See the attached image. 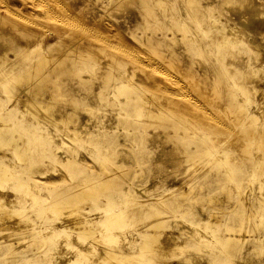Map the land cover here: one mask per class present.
<instances>
[{"label": "rangeland", "instance_id": "rangeland-1", "mask_svg": "<svg viewBox=\"0 0 264 264\" xmlns=\"http://www.w3.org/2000/svg\"><path fill=\"white\" fill-rule=\"evenodd\" d=\"M6 1L0 0V4L8 5L17 15L24 14L27 22L38 18L26 0ZM55 1L46 2L52 7L59 3L61 8H56L64 7L72 14L69 18L61 10L64 14L61 16L54 7L57 17L72 24L79 38L66 37L64 31L68 27L65 25H52L48 29L35 26L40 31L44 29L43 44L57 43V46L43 49L40 56L37 53L16 55L10 51V56L21 65L13 73L15 77L10 75L0 81V125L7 120L11 124L9 133H2L0 138L1 163L5 168L20 170V178L25 179L30 189L44 186L40 191L43 204L38 202L39 199L22 194L21 201L15 202L20 210L22 208L21 212L1 213L2 227V222L22 217L21 214L29 213L35 220L25 232L18 230L13 233V238H6L3 245L0 243V264H80L83 258L86 264H145L140 258L123 262L117 259L102 261L96 255L108 246L122 254H137L140 247L136 243L141 240V232L151 221L161 219L165 220L163 225L148 230L158 235L157 251L148 253L158 264H264V194L260 190L264 183V0H248L239 5H229L223 3L224 0H197L198 3H193L197 5L202 21L188 16L192 7L187 0H166L165 5L150 2L149 6L144 0ZM101 2L106 6H101ZM0 10L3 14L7 12L3 7ZM210 14L232 26L237 25L235 38L244 40L238 41L237 48H224L228 54L223 60L221 51H210L212 39L197 31L207 27L214 33V27L207 20ZM173 23L181 26V30L174 27L173 32L168 31ZM28 28L27 25L22 27L23 30ZM61 33L62 38L59 37ZM184 34L192 39H183ZM217 34L215 31L214 35ZM88 43L105 49L100 52L93 49L91 53L77 56L75 52L79 45ZM197 43L204 44L206 53H198ZM37 57L41 65L47 61L43 71L48 77L43 82L40 77L43 72L20 70ZM151 60L159 62L160 70L147 64ZM169 72L172 74L168 76ZM170 77L176 78L181 85L176 88L188 93L193 101L186 97L177 100L174 93L177 89H172L175 85ZM116 82L129 86L126 91H132L134 96L143 95L139 105L152 113L139 116L132 104L125 106L124 92L112 89ZM235 83L239 87H235ZM38 87L44 88V95L37 94L34 99L32 94H36ZM31 95L32 105L36 100L48 99L54 103L46 110H39L43 116L48 117V110H53L54 120L61 119V112L70 113L69 117L67 115L56 125L31 113L24 106L25 98ZM126 111L130 115L124 117ZM39 120L42 122L39 128L41 131L46 128L47 133L44 130L37 132L38 127L34 129ZM17 127L21 129L24 141L32 144L33 152L40 153L39 157L28 161L31 173L37 169L44 172L40 183L28 180L30 175L25 176V172H29L23 169L24 163L15 151L23 139H7L18 134ZM65 127L78 129V133L72 135L65 131V134ZM97 141L111 145V150L105 154L110 152L111 162L101 160L104 157L98 154ZM72 153H77L74 160L80 164L65 161ZM103 180H109L110 184L99 191L98 201L85 198L76 206L92 221L91 228L97 237L95 249L93 246L90 249L95 251L94 256L89 250L92 245L90 234H82L79 242V233L76 235L79 230L66 226L65 221L70 216L44 207L55 201L59 194ZM0 181L5 185L0 192L7 198L25 190L13 187L16 179ZM111 191L118 193L114 196L115 204L107 209L129 206L123 212L126 225H113L118 242L110 241L104 234L106 226L101 220L105 209H96V204L107 206L104 197ZM11 214L13 217L8 216ZM33 228H37V232L31 230ZM64 228L66 232L70 231L71 238L67 237ZM173 234L178 236L176 241ZM229 235L237 240L227 242L225 237ZM39 237L45 243L39 241ZM10 241L14 244H7ZM73 256H77L75 259L83 257L75 261Z\"/></svg>", "mask_w": 264, "mask_h": 264}, {"label": "bare ground", "instance_id": "bare-ground-1", "mask_svg": "<svg viewBox=\"0 0 264 264\" xmlns=\"http://www.w3.org/2000/svg\"><path fill=\"white\" fill-rule=\"evenodd\" d=\"M4 1V0H3ZM6 1V0H5ZM48 2V0H26V2H28L29 3V7L34 11V13H33V15H35V17H38L37 19H32V20H30L29 22H27L26 20H25V18L23 17L24 16V14H23V16H21V14H19V15H17L16 14V12L14 13V10H12V9H10V7L8 6V5H2V4H0V8L1 7H3L4 9H6L7 10V12H6V14H3L2 13V11H3V9H2V11L0 10V81H2V80H4L7 76H9L10 77V75L11 76H13V73H15L17 70H18V68H19V65H21L20 64V61H15L11 56H10V51H13V53L14 54H16V55H20V54H26V53H37L38 54V56H40V55H42L43 54V49H46L47 47H48V49H52V48H54V47H56L57 46V43H53V44H50V45H45V44H43L44 42L42 41V37L45 35V33H44V29H41L42 31H40V30H38V26H40V25H42L43 27H46V29H48L49 27H51L52 25L53 26H56V25H65V26H67L68 27V29L66 30V31H64L65 33H64V35L66 36V37H68V38H70L71 40H73V39H75V38H79L78 37V35L77 34H75V32H74V28H73V25L72 24H70V23H66L65 21H63L62 19H60V18H58L57 17V15L55 14L56 12V10L54 9V7L56 8L57 6H58V8H61V5L58 3V5L56 6H54V7H52V5H51V3H47ZM57 1V0H56ZM55 1V2H56ZM112 0H110V2H111ZM245 1H248V0H224L223 1V3H226V4H229V5H239V4H243ZM250 1V0H249ZM7 2V1H6ZM59 2H61V1H59ZM150 2H153V3H156V4H159V5H165L164 3H166V0H144V4L145 5H147V6H149V3ZM196 3L197 2V0H187L186 1V3L189 5V6H191L192 8H190L191 10H192V12L191 11H189V13H188V16H190L191 18H193V19H195V20H197V21H202V17L200 16V14H199V12H198V8L196 9V4L194 5V3ZM3 3V2H2ZM116 3V2H115ZM198 3V2H197ZM215 3H219V4H221L222 2H215ZM4 4V3H3ZM6 4V3H5ZM101 4V6H106V4H104L103 2H101L100 3ZM253 4V1H251V5ZM2 5V6H1ZM250 5V4H249ZM255 5H256V3H255ZM254 5V6H255ZM145 7L146 9L148 8V7ZM227 6V5H226ZM28 7V8H29ZM38 7H39V9H38ZM188 7V6H187ZM252 7H253V5H252ZM58 8H56V9H58ZM150 8V7H149ZM254 8H256V6L254 7ZM257 8H258V6H257ZM26 10V9H25ZM27 10H29V9H27ZM61 10H63L64 11V14H65V16H68L69 18H70V16H72V14L71 13H69V11L66 9V8H62ZM61 10H59L58 9V11L60 12ZM57 11V12H58ZM68 11V12H67ZM255 11H256V9H255ZM258 11V10H257ZM58 12V13H59ZM28 13H30V12H28ZM61 13V12H60ZM62 14H63V12L60 14L61 16H62ZM63 14V15H64ZM29 15V14H28ZM28 15H26V16H28ZM28 17H30V16H28ZM34 17V18H35ZM64 17V16H63ZM168 17H170L171 18V16H168ZM71 18H73V17H71ZM78 19V18H77ZM73 20H74V18H73ZM207 20L209 21V23L214 27V33H215V31H217V35H214V33L213 32H211V28H201V29H197V31L199 32H202L204 35H206V36H208V37H210L212 40H211V46H210V51H215V50H217V52L216 53H218V51H221V59L223 60V59H225L226 58V56H227V54H228V52H226V51H224V48H226V47H235V48H237L238 46H237V43H239L240 41L241 42H243L244 40H241V39H236L235 38V31H237V29H238V26L237 25H235V26H232V25H230V24H228L226 21H224V20H222L219 16H216V15H212V14H210L208 17H207ZM79 21V20H78ZM79 24V23H78ZM25 25H27L28 27H30V28H28V30H23L22 29V27L23 26H25ZM83 25V24H82ZM178 25V24H177ZM176 24H174L173 23V25H171V27H169L168 28V31H169V29H171L172 30V32L174 31L173 29H174V27L176 28V30H181V26H177ZM35 26L36 27H38V28H35ZM79 26V25H78ZM148 26V25H147ZM188 26H191L190 24H188ZM193 26V25H192ZM75 27H77L76 25H75ZM88 28V27H87ZM40 29V28H39ZM81 29H83V28H81ZM85 29V28H84ZM83 29V30H84ZM86 30V29H85ZM186 31V30H185ZM197 31H195V32H197ZM97 32V31H96ZM87 33V32H86ZM90 33L91 32H89V35H90ZM94 33V32H93ZM99 33H100V31H99ZM116 33V35L118 34L117 32H115ZM81 35H83L82 33H80ZM102 34V33H101ZM109 34H111V32L109 33ZM109 34H108V37H109ZM187 34V33H186ZM186 34H184L183 35V39H192V37H190L189 35H186ZM62 33L60 34V36L59 37H61L62 38ZM121 35V34H120ZM170 35H172V34H170ZM85 36V35H84ZM94 36V35H93ZM103 36H104V33H103ZM81 37V36H80ZM110 37H112L111 35H110ZM109 37V38H110ZM115 37V36H114ZM103 40V39H102ZM113 40V39H112ZM115 40V39H114ZM110 41V40H109ZM115 41H117V40H115ZM200 40L198 39V41L197 42H199ZM239 41V42H238ZM80 42H81V40H80ZM102 42H104V41H102ZM120 42V41H119ZM119 42H118V44H119ZM116 43V42H115ZM122 43V42H121ZM126 43V42H125ZM246 43V42H245ZM66 44H68V43H66ZM104 44V43H103ZM127 44V43H126ZM125 44V45H126ZM105 45V44H104ZM109 45V44H108ZM112 45V44H111ZM124 45V44H123ZM64 46V45H63ZM71 46V45H70ZM113 46H115V45H113ZM112 46V48H115V47H113ZM131 46V45H130ZM129 46V47H130ZM111 47V46H110ZM118 47V49H119V46H117ZM123 48H124V46H122ZM126 47V46H125ZM250 47V46H249ZM70 48V47H69ZM68 48V49H69ZM195 48L197 49V51H198V53L200 54V53H206V49H205V46H204V44H202V43H197V45L195 46ZM47 49V50H48ZM68 49H67V51H68ZM93 49H99V52H100V50H102V49H105V48H103V47H100V46H97V45H93V44H91V43H88V44H81V45H79V48H77V50H76V52H75V54L77 55V56H80V55H83L84 53H91V51L93 50ZM116 50H117V48H115ZM223 49V50H222ZM120 50V49H119ZM130 50V49H129ZM239 50V49H238ZM58 51V50H57ZM106 51V50H105ZM123 51H125V50H123ZM128 51V50H127ZM196 51V52H197ZM231 51H233L232 49H231ZM130 52V51H129ZM117 53H118V51H117ZM133 53V52H132ZM229 53H230V55H232V53L229 51ZM49 54V53H48ZM64 54V53H63ZM127 54V53H126ZM140 54H142V53H140ZM66 55H68L67 53L65 54V57H66ZM218 55V54H217ZM220 55V54H219ZM234 55V54H233ZM131 56V55H130ZM138 56H140V55H138ZM137 56V57H138ZM44 57H45V55H44ZM99 57V56H98ZM143 57H144V54H143ZM143 57L141 58V60L143 61ZM152 58V57H151ZM31 59V58H30ZM29 59V60H30ZM40 58H38L37 57V59H34L33 61H32V63H27V65L25 64V65H23V66H21L20 67V70H22V69H28V70H32V72L31 73H36V72H39V73H41V72H43V74L42 75H40V77H41V80H42V82L44 81V80H46L47 79V75H46V72L45 71H43V68H47V61H46V63L44 64V65H41V63L42 62H40V60H39ZM98 59V58H97ZM102 59V58H101ZM135 59H136V57H135ZM146 59V58H145ZM140 60V59H139ZM138 60V61H139ZM147 60V59H146ZM145 60V61H146ZM31 61V60H30ZM144 61V62H145ZM225 61V60H224ZM51 62V61H50ZM55 62V61H54ZM117 62V61H116ZM148 62V61H147ZM222 63H223V61H221ZM113 63V62H112ZM111 63V64H112ZM140 63V62H139ZM143 63V62H142ZM39 64V65H38ZM147 64H149V65H151V68H157V70H160L159 68H160V65H159V62L157 61V60H154V62H152V60L151 61H149V63H147ZM38 65V66H37ZM148 65V66H149ZM53 66H55V63H54V65ZM226 67V66H225ZM226 69V68H225ZM30 70V71H31ZM149 70V69H148ZM154 70V69H153ZM162 70V69H161ZM165 70V69H164ZM227 71H228V73H229V70H228V67H227V69H226ZM155 71V70H154ZM29 72V71H28ZM155 72H157V71H155ZM23 73V72H22ZM170 73V72H169ZM168 73V76L169 75H171L172 73H170L169 74ZM227 73V74H228ZM231 73V72H230ZM30 74V73H29ZM163 74H165L166 76H167V73L166 72H163ZM31 75V74H30ZM34 75V74H33ZM39 75V74H38ZM229 75V74H228ZM19 76V75H18ZM18 76H16V77H18ZM229 76H232L231 74L229 75ZM244 76V75H243ZM13 77H15V76H13ZM176 77V76H175ZM30 78V77H29ZM28 78V81L30 80V83H32L31 82V79H29ZM82 78V77H81ZM232 78H233V76H232ZM235 78H237V77H235ZM234 78V79H235ZM23 78L21 77V80H22ZM27 79V78H26ZM34 79V78H33ZM36 79H38V78H36ZM36 79H35V81H36ZM110 79H111V77H110ZM169 79V78H168ZM170 79H173L172 80V82H173V84L175 85V87L174 88H172V89H175L178 85H179V83L177 82V80H176V78H174V77H170ZM177 79H178V77H177ZM20 80V81H21ZM40 80V79H39ZM107 80V79H106ZM132 81V80H131ZM154 81V80H153ZM12 82V81H11ZM41 82V83H42ZM112 81L110 80V83H111ZM155 82V81H154ZM234 82H235V80H234ZM40 83V82H39ZM143 83V82H142ZM157 83V82H156ZM184 83V82H183ZM145 84V83H144ZM158 84V83H157ZM156 84V85H157ZM182 84V83H181ZM5 85H7V83L5 84ZM31 85H33V83L31 84ZM36 85V84H35ZM110 85V84H109ZM159 85V84H158ZM184 84H182V86H183ZM8 86V85H7ZM53 86H54V84H53ZM112 86H113V88L112 89H114V90H120V91H122V93L124 92V94H125V98H124V105L126 106V105H129V104H132L133 106H134V108H135V113H136V115H144V114H146V115H150L151 113H152V110H149V109H145V108H143L141 105H139V101H141V100H143L144 99V96L143 95H139V96H134L133 94H132V91H126V89L128 88V89H130L129 88V86H127V85H123L121 82H116V83H114V84H112ZM163 86V85H162ZM179 86H181V85H179ZM241 86V85H240ZM138 87V86H137ZM160 87V86H159ZM235 87H239V85H238V83L236 84L235 83ZM242 87V86H241ZM4 88H5V86H4ZM28 88H30L29 86H28ZM48 88V87H47ZM56 88H59V87H56ZM139 88V87H138ZM158 88V87H157ZM169 88V87H168ZM167 88V89H168ZM38 90H37V92H36V94H32V95H34V97L31 95V96H29V97H26L25 98V101H24V106L26 107V109H30V112L31 113H33V114H38V116H40V118H42V119H46V120H48V121H51L52 123H54V124H59L60 123V121L61 120H64L65 119V117L68 115V117H69V114L70 113H68V112H61L59 115H61V119H57V120H54V119H52V114H53V110H48V117L47 116H43L42 114H40L39 113V110H46V109H48V107H52L53 105H54V103H52L51 101H49L48 99V101L46 100V101H44V100H36V102H35V104H33L32 105V103H33V101L31 100V97H33L34 99H35V96L37 95V94H40V95H44V92H43V89L44 88H41V87H38L37 88ZM53 89V88H52ZM170 89V88H169ZM177 89V88H176ZM243 89V88H242ZM245 89V88H244ZM29 90V89H28ZM60 90V89H59ZM51 91V90H50ZM173 91V90H172ZM244 92V91H243ZM53 93V92H52ZM175 94H177L175 97L177 98V100H181L182 98H184V97H186L188 100L190 99L191 100V97H189L190 95L188 94V93H186L185 91H183L181 88H178L175 92H174ZM173 94V93H172ZM191 94V93H190ZM55 95V94H54ZM147 95V94H146ZM243 95V94H242ZM238 96V95H237ZM60 97V96H59ZM58 98V97H57ZM158 98V97H157ZM185 99V98H184ZM57 100V99H56ZM151 100V99H150ZM54 101H55V98H54ZM191 101H193V100H191ZM1 102V101H0ZM74 102V101H73ZM76 103V102H75ZM74 103V104H75ZM262 103V102H261ZM196 104V103H195ZM250 104V103H249ZM31 105L34 107H31ZM157 105V104H156ZM31 107V108H30ZM86 107V106H85ZM243 107V106H242ZM200 108V107H199ZM260 108H262V106L260 107ZM244 109V108H243ZM247 109V108H246ZM61 110V109H60ZM203 110V109H202ZM206 111V110H205ZM242 111V110H241ZM207 112V111H206ZM248 113V112H247ZM246 113V114H247ZM46 114V113H45ZM250 114H252V113H250ZM1 115V114H0ZM130 115V112H128V111H126L125 113H124V117L125 116H129ZM211 115V114H210ZM34 116V115H33ZM54 116V115H53ZM203 116V115H202ZM246 116V115H245ZM251 116V115H250ZM254 116V115H253ZM253 116H251V117H253ZM173 117V116H172ZM2 118V117H1ZM3 118H4V116H3ZM38 118V117H37ZM39 118V119H40ZM50 118V119H49ZM59 118V117H58ZM64 118V119H63ZM186 118V117H185ZM6 120H7V118H5ZM4 119V120H5ZM210 119H212V118H210ZM248 119H250V117H248ZM1 120V119H0ZM172 120H173V118H172ZM254 120H255V118H254ZM8 121L9 120H7L3 125H0V138L2 139V133H5V132H7V133H9V131L8 130H10L9 128L11 127V124H10V122L8 123ZM214 121V120H213ZM243 121V120H242ZM256 121V120H255ZM3 122V121H2ZM36 122V121H35ZM37 125L38 126H35V128H34V126L33 127H30V128H34V129H37V127H38V129H37V132L39 131H41V129L39 128L40 126H39V124H41L42 122H41V120H39V121H37ZM245 124V123H244ZM255 124V123H254ZM253 124V125H254ZM34 125V124H33ZM42 125V124H41ZM251 125V124H250ZM257 125V124H256ZM255 125V126H256ZM32 126V125H31ZM20 128H21V125L19 126ZM19 127H17V132H18V134H14V135H12V136H10V137H8L7 139H11L12 141H15V140H17V139H23V142H20L17 146H16V152H17V154L19 155V158L20 159H22V162L24 163V168L23 169H25V171H27V172H29V174L28 173H26L25 172V176H27V175H30V176H27L28 177V180L29 181H32V182H36V183H40L39 181H41V178H43V175H44V172H41V171H39L38 169V171L37 170H34L33 171V173H31V171H32V169L30 168V166L28 167V161L29 160H33V158H35V156H37V157H39L40 156V153H37V152H33V150L34 149H32L33 147H32V144L30 143V142H27V141H24V138H23V136L21 137V133H22V131H20L21 129L19 128ZM43 127H45V126H43ZM258 127V126H257ZM256 127V128H257ZM24 128H25V126H24ZM242 128H244V127H242ZM43 129V128H42ZM46 129V128H45ZM45 129H43L44 130V133L47 131V130H45ZM42 130V131H43ZM64 133H65V131L68 133V132H71L72 133V135H74V134H77L78 133V129H71L70 127H65L64 129ZM244 130V129H243ZM41 131V132H42ZM73 131H74V133H73ZM236 132V131H235ZM243 132V131H242ZM43 133V134H44ZM47 133V132H46ZM39 134V133H38ZM41 134V133H40ZM39 134V135H40ZM66 134V133H65ZM69 134V133H68ZM22 135H23V133H22ZM43 136V135H42ZM79 136H81L80 134H79ZM4 138H6V137H4ZM56 138V137H55ZM7 139H5L6 141H10V140H7ZM36 139V138H35ZM73 139H74V137H73ZM243 139H244V137H243ZM4 140V141H5ZM37 140V139H36ZM249 140V139H248ZM38 141V140H37ZM39 142V141H38ZM106 142H107V140H106ZM245 142H247V141H245ZM0 143H2V140H0ZM5 143V142H4ZM11 143V142H10ZM111 143V142H110ZM44 144V143H43ZM97 147H98V149H97V151H98V154H101L104 158L102 159L101 158V160L103 161H107V160H109V162H111L110 161V158L109 157H111V156H109L110 154V152L108 153V155H105V154H107V151H109V150H111V145L110 144H107V143H103V142H100V141H97V145H96ZM245 147V146H244ZM96 151V152H97ZM255 151V150H254ZM113 152V151H112ZM111 152V153H112ZM252 153H253V151H252ZM112 154H114V153H112ZM95 155H97V153L95 154ZM101 155L99 156V155H97V156H99V157H101ZM216 155H217V153H216ZM253 155H254V153H253ZM189 156V155H188ZM78 156H77V153L76 154H70L68 157H66L65 158V161H67V162H70V163H76V164H80V161H75L74 159L75 158H77ZM255 158V157H254ZM1 159V158H0ZM57 159V158H56ZM59 159V158H58ZM257 159V158H256ZM255 159V160H256ZM61 160V159H60ZM112 160V159H111ZM3 160L1 159L0 160V179H2V181H5V180H10V179H16V181H15V183H14V185H13V187H18V188H25V190L23 191V192H21L18 188H14V189H18V191H20V192H17L16 194H13L10 198H7L6 197V195L5 194H1V192H0V220H2L3 219V215H1V213H7V212H14L15 214L18 212V210H19V212H21L22 211V208H21V210H20V208L17 206L18 204L16 203L15 204V202H20L21 201V196H22V194L23 195H30V198H36V199H39L38 200V202L39 201H41L40 203H42V201H44L42 198H41V193H40V191H42V189L44 188V186H42V185H37V186H35L34 188L33 187H31V189H30V185L29 184H25V179L24 178H20V176H21V174H19L20 173V170H18L17 171V169L15 170V169H11V168H9V166L7 167V168H5L4 166H3V164L1 163ZM260 161V160H259ZM107 163H108V161H107ZM104 164H106V162L104 163ZM264 164V163H263ZM31 165V164H30ZM126 167V166H125ZM15 168V167H14ZM31 173V174H30ZM114 174L116 175V173L114 172ZM112 175V174H111ZM114 175V176H115ZM24 176V177H25ZM113 176V177H114ZM109 177V176H108ZM112 177V178H113ZM4 179V180H3ZM107 179V178H106ZM98 183H96V184H92V185H85L84 187H79L78 188V190L76 189H74V190H71V191H69L68 193H63V194H59L54 200L55 201H53L52 203H48L49 205H47L46 207H44L45 209L46 208H53L55 211H56V213H57V211H58V213L60 214V215H64V214H68L69 216H70V218L69 219H67L65 222H66V226L67 227H71V226H73V228L74 227H76L77 228V230H79V231H77V234L76 235H78V233H79V235H78V238L79 237H83V235L82 234H90V236H91V238H92V241L90 242L92 245H90V247H89V250L90 249H92L93 247V249H95V242H96V240H97V237L95 236V233H94V228H91V224H92V221H90V220H88V218L84 215V212H83V210L82 211H80L79 210V208H76V206L79 204V200H81V199H85V198H89V199H92V200H94V201H98V199L100 198L99 197V191L101 190V189H106L107 187V185H109L110 183H109V180H103V181H97ZM89 183V182H88ZM95 183V182H94ZM3 186H5L4 185V183L3 182H1L0 181V188H2ZM3 190L5 189L4 187L2 188ZM1 189V190H2ZM11 190V189H10ZM9 190V191H10ZM115 190V189H114ZM113 190V191H114ZM261 193L262 194H264V183L263 184H261ZM106 191V190H105ZM113 191H111V193H109V194H105V197L104 198H106L107 199V206H102L101 204H96V209H105V216H104V218L101 220V222H102V224H105V228H106V232L104 233L106 236H107V238H109V240L110 241H112V242H114V240H115V242H118L117 241V238H118V234L116 233V229L114 228V224H117V225H119L120 227H124L126 224L124 223V221H123V212L125 211V210H127V209H129V206L128 207H120V208H118V207H111V208H109V209H107L106 207H109V206H112L113 204H115L114 203V196H115V194H117L118 192L116 191V192H113ZM107 195H109V196H107ZM243 198V197H242ZM32 199V200H33ZM106 199H105V201H106ZM31 200V199H30ZM246 200V199H245ZM29 201V200H28ZM242 202V201H241ZM36 203V202H35ZM246 203V202H245ZM15 204V205H14ZM43 204V203H42ZM42 204H40L41 206H42ZM21 205V204H20ZM39 205V204H38ZM43 207V206H42ZM39 208V210H43V208ZM78 207V206H77ZM28 209V208H27ZM27 209H25V211L27 210ZM132 209V208H131ZM134 209V208H133ZM32 210H33V208H32ZM25 211H23L24 212V215H26L25 214ZM31 212V211H30ZM38 212V211H37ZM37 212H35V213H37ZM40 212V211H39ZM88 212V211H87ZM27 213V212H26ZM78 213H80L79 215H78ZM59 214L57 215V216H59ZM7 215V214H6ZM5 215V216H6ZM12 215V214H11ZM11 215H8V216H10V217H13V215L11 216ZM22 215V217H19V218H17V219H10V218H8V219H10V221L9 222H2L3 223V227H2V225H0V238H2L3 240H1L0 239V243H1V245H3L2 244V242H6L5 240H6V238H9V240H10V238H13V233L14 232H17L18 230H20V232L22 231V233H23V231L24 230H26V229H28V228H30L31 227V225H34L33 224V222H34V218L32 217V216H30V214L28 213V215H26V216H23V214H21ZM250 215V214H249ZM7 216V217H8ZM4 218H6V217H4ZM58 218V217H57ZM60 218H62V217H60ZM246 218V217H245ZM249 218V217H248ZM7 219V218H6ZM59 219V218H58ZM166 219V218H165ZM5 220V219H4ZM13 221V222H12ZM61 221V220H60ZM63 221V220H62ZM165 220H163V219H161V220H155V221H151L148 225H147V227L144 229V231L143 232H141V240L139 241V242H137L136 243V246H139L140 247V250L138 251L139 252V254H138V252H137V254H133V253H131V255H129L128 253L127 254H125L124 252V254H122V253H119L118 251H117V249L115 250V249H113V248H111V247H109L108 246V248L106 249V248H104V250L103 251H101L100 253H99V255H96V253H95V255L96 256H100V258H102V261H103V259L104 260H106V261H109V260H119V261H122L123 262V260L124 261H126L125 259H129V258H140V260L142 261V262H144L145 264H158V263H156V261H154V256H152L151 254H148V253H150L151 251H157V247L160 245V243H159V240H158V235H157V233H152L151 231H148V230H150L151 228H153V227H159V225H163V222H164ZM64 222V221H63ZM63 222H61L62 223V225L64 224ZM109 222H111V224L109 223ZM11 224V225H10ZM94 224V223H93ZM36 226V225H35ZM65 226V227H66ZM118 226V227H119ZM33 227V226H32ZM53 227V226H52ZM103 227H104V225H103ZM211 227V226H210ZM50 228H51V226H50ZM75 228V229H76ZM36 230H38L37 228H35ZM34 228L33 229H31V230H35ZM40 229V228H39ZM63 229V228H62ZM65 229V228H64ZM68 229V228H67ZM115 229V230H114ZM207 229V228H206ZM11 230H13V231H11ZM16 230V231H15ZM35 230V232H37ZM147 231V232H146ZM25 232V231H24ZM40 232V231H39ZM62 233H64V231H61ZM65 232H66V229H65ZM123 232V231H122ZM19 233V232H18ZM67 234L68 233H70V231L69 232H66ZM65 233V234H66ZM161 233V232H160ZM16 234V233H15ZM39 234V233H38ZM66 234V235H67ZM71 234V233H70ZM74 234H75V232H74ZM18 235V234H17ZM40 235V234H39ZM59 235H61L60 233H59ZM75 235V236H76ZM102 235H103V233H102ZM120 235V234H119ZM16 236V235H15ZM89 236V237H90ZM173 237H174V241H176V239L178 238V236L176 235V234H173L172 235ZM203 237H205L206 238V236L205 235H202ZM58 237V236H57ZM67 237H70L69 236V234H68V236ZM125 237H127V236H125ZM71 238V237H70ZM75 238V237H74ZM245 238V237H244ZM38 239V238H37ZM39 239H40V237H39ZM38 239V240H39ZM65 239V238H64ZM64 239H62V241L64 240ZM68 239V238H67ZM73 239V238H72ZM80 239V241L79 242H81L82 241V239L81 238H79ZM79 239H77V241L79 240ZM84 239H87V237L85 238L84 237ZM120 239H122V238H120ZM200 239V238H199ZM234 239H236L237 240V238L236 237H233L232 235H229V236H226L225 237V240L227 241V242H231L232 240H234ZM242 239V238H241ZM37 240V241H38ZM56 240H57V238H56ZM59 240H61L60 238H59ZM39 241H41V242H44L43 240H39ZM55 241V240H54ZM66 241V240H65ZM70 241V240H69ZM123 241V240H122ZM20 242V241H19ZM60 242V241H59ZM71 242H73V241H71ZM86 242V241H85ZM88 242V241H87ZM241 242H242V240H241ZM45 243V242H44ZM65 243H67V242H65ZM7 244H9V245H13L14 244V242H12V241H10V242H8ZM56 245H59V244H57V243H55ZM67 244H69L70 245V243H67ZM99 244V243H98ZM225 244V243H224ZM174 245V244H173ZM175 245H178V244H175ZM93 246V247H92ZM223 246V245H222ZM61 248V247H60ZM182 248V247H181ZM85 249V248H84ZM87 249V251H88V248H86ZM60 250V249H59ZM63 250V249H62ZM61 250V251H62ZM16 251H18V250H15V252ZM81 251V250H80ZM79 251V252H80ZM86 251V250H85ZM91 251V250H90ZM97 251V250H96ZM14 252V253H15ZM64 252V251H63ZM78 252V251H77ZM83 251H81V253H82ZM92 252V251H91ZM94 252L95 251H93L92 253H93V255H94ZM98 252V251H97ZM122 252V251H121ZM13 253V254H14ZM56 253V252H55ZM86 253V252H85ZM85 253H83L84 255H85ZM88 253V252H87ZM90 253V252H89ZM130 253V252H129ZM8 254V253H7ZM64 254V253H63ZM62 254V255H63ZM91 254V253H90ZM10 255V254H9ZM11 255H12V253H11ZM66 255V254H65ZM64 255V256H65ZM76 255L78 256V254L76 253ZM94 255V256H95ZM60 256V255H59ZM76 256V257H77ZM80 256V255H79ZM88 256V255H87ZM75 257V258H76ZM83 257V256H82ZM82 257H78L79 259L81 258L82 259ZM63 258V257H62ZM67 258V257H66ZM73 258H74V256H73ZM74 258V259H75ZM155 258H156V256H155ZM79 259H75V261L76 260H78L79 261ZM132 260V259H131ZM65 260H63V262H64ZM73 262H74V260H72ZM83 261H84V258H83ZM83 261H80L81 263L83 262ZM86 261V260H85ZM69 262H71L70 260H69ZM80 262H77V263H80ZM80 263V264H81ZM85 262H83L82 264H84ZM118 263V262H117ZM63 264H65V263H63ZM69 264V263H68ZM70 264H74V263H70ZM86 264V263H85ZM124 264H126V262H124Z\"/></svg>", "mask_w": 264, "mask_h": 264}]
</instances>
